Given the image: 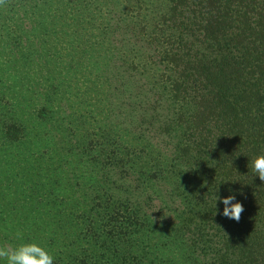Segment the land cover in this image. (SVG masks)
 <instances>
[{
	"label": "trees",
	"instance_id": "obj_1",
	"mask_svg": "<svg viewBox=\"0 0 264 264\" xmlns=\"http://www.w3.org/2000/svg\"><path fill=\"white\" fill-rule=\"evenodd\" d=\"M114 57L151 93L165 147L109 118ZM262 154L264 0L0 6V246L35 242L53 264H264Z\"/></svg>",
	"mask_w": 264,
	"mask_h": 264
},
{
	"label": "rangeland",
	"instance_id": "obj_2",
	"mask_svg": "<svg viewBox=\"0 0 264 264\" xmlns=\"http://www.w3.org/2000/svg\"><path fill=\"white\" fill-rule=\"evenodd\" d=\"M106 74L109 81V118L142 132L160 147H165L151 114V93L142 80L125 69L116 57L110 63Z\"/></svg>",
	"mask_w": 264,
	"mask_h": 264
},
{
	"label": "clouds",
	"instance_id": "obj_3",
	"mask_svg": "<svg viewBox=\"0 0 264 264\" xmlns=\"http://www.w3.org/2000/svg\"><path fill=\"white\" fill-rule=\"evenodd\" d=\"M5 3L6 0H0V6L5 5ZM251 167L254 175H258L260 181L264 182V154L256 156ZM217 199L219 198L217 197ZM222 203L224 205L223 215L239 222L241 214L244 212V205L236 201L235 195L222 198ZM16 237L21 239L22 233L18 231ZM0 258L5 259L7 264H53V256L35 242L22 243L16 247L0 246Z\"/></svg>",
	"mask_w": 264,
	"mask_h": 264
}]
</instances>
